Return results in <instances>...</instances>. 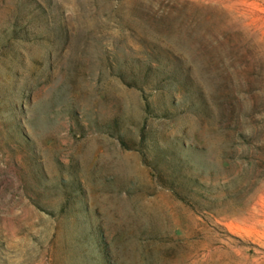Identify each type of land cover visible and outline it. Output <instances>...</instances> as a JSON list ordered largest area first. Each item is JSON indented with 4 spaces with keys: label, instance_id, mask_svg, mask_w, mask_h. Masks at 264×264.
Here are the masks:
<instances>
[{
    "label": "rangeland",
    "instance_id": "374dc122",
    "mask_svg": "<svg viewBox=\"0 0 264 264\" xmlns=\"http://www.w3.org/2000/svg\"><path fill=\"white\" fill-rule=\"evenodd\" d=\"M0 264H264V0H0Z\"/></svg>",
    "mask_w": 264,
    "mask_h": 264
}]
</instances>
